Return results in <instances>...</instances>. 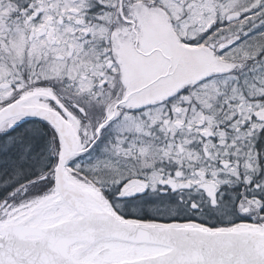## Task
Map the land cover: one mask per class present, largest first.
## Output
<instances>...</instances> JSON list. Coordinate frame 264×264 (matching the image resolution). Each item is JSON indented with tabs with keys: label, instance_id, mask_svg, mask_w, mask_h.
Returning <instances> with one entry per match:
<instances>
[{
	"label": "snow or ice",
	"instance_id": "6c2138e0",
	"mask_svg": "<svg viewBox=\"0 0 264 264\" xmlns=\"http://www.w3.org/2000/svg\"><path fill=\"white\" fill-rule=\"evenodd\" d=\"M151 6L221 68L134 105L138 0H0V264H264V0Z\"/></svg>",
	"mask_w": 264,
	"mask_h": 264
},
{
	"label": "rangeland",
	"instance_id": "374dc122",
	"mask_svg": "<svg viewBox=\"0 0 264 264\" xmlns=\"http://www.w3.org/2000/svg\"><path fill=\"white\" fill-rule=\"evenodd\" d=\"M138 3L143 7L132 24L111 35L120 82L125 85L130 97L128 103L159 105L161 100L179 88L191 86L204 75L220 70V62L210 54L209 49L203 46L186 48L180 44V37H189L192 32L188 25H181L178 31L169 23L170 19L176 18L178 10L169 9L172 12L170 17L163 8L152 7V0H138ZM178 50L195 55L191 58L177 57L171 68L165 65V72H158L162 61L157 53L167 59ZM208 89L216 92L215 87L201 85L196 90L201 93L197 98H205ZM156 110L152 109L153 112Z\"/></svg>",
	"mask_w": 264,
	"mask_h": 264
},
{
	"label": "flooded vegetation",
	"instance_id": "af4514ba",
	"mask_svg": "<svg viewBox=\"0 0 264 264\" xmlns=\"http://www.w3.org/2000/svg\"><path fill=\"white\" fill-rule=\"evenodd\" d=\"M148 101V100H147ZM147 101H145V102H147Z\"/></svg>",
	"mask_w": 264,
	"mask_h": 264
}]
</instances>
